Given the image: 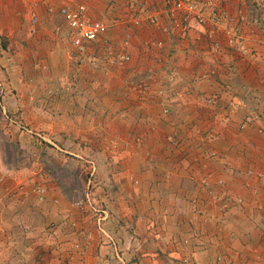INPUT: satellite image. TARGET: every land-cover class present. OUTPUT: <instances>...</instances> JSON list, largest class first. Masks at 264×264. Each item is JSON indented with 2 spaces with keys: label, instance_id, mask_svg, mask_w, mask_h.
Masks as SVG:
<instances>
[{
  "label": "rangeland",
  "instance_id": "374dc122",
  "mask_svg": "<svg viewBox=\"0 0 264 264\" xmlns=\"http://www.w3.org/2000/svg\"><path fill=\"white\" fill-rule=\"evenodd\" d=\"M52 1L61 20L71 3ZM83 1L108 26L97 43L73 47L62 23L52 65L43 53L0 71V193L48 196L40 263L264 264V0H166L159 15L148 2L159 27L136 24L139 2ZM177 3L222 11L220 29L175 23ZM19 37L0 52L36 47ZM188 45L184 79L190 55L174 50ZM240 237L257 241L224 248Z\"/></svg>",
  "mask_w": 264,
  "mask_h": 264
},
{
  "label": "crops",
  "instance_id": "0c3cea01",
  "mask_svg": "<svg viewBox=\"0 0 264 264\" xmlns=\"http://www.w3.org/2000/svg\"><path fill=\"white\" fill-rule=\"evenodd\" d=\"M58 1L61 0H53L52 3L55 4ZM80 1L83 0H65V3L73 4ZM231 7L237 8L238 3L236 4V2L233 1ZM30 9L33 11V13L38 15L39 20L37 19V24L34 23V29L32 28L29 31L27 26L29 24L28 12ZM44 12H46V16L41 15ZM254 15L255 14L251 15L252 18ZM61 20L55 12L49 11L48 13V0H0V36H3V38H8L11 33H16L20 37H28L27 39H38V41H33L34 44H36V47H34L32 44L33 47L25 46L24 48L21 47V49L16 44L12 53L4 54V52H0V71L5 70L7 73H10V70L21 68L25 62V58L31 59L32 57H37L38 55L40 56L43 53L48 54V62L50 64L54 62L56 60V47L60 46L61 44V41L57 39V36L60 34L61 38L63 35L62 23H64V21L63 19ZM59 23L61 25H59ZM242 26L244 27V25ZM59 30H62L61 33H58ZM145 32L146 30L141 31L143 36ZM202 37V39H205L204 36ZM45 38H48V41ZM182 48V50L178 49L179 52L174 50V52L176 51L175 55L177 56L181 53H188V55L191 57L189 56L182 62H176L175 66L177 64L182 66L181 70L183 72L182 74L184 79H189L192 75V71L189 70L191 68V64L188 62L191 60V58L194 59V61L196 58L193 55L194 52L192 53L189 45L188 47ZM18 50L21 51L19 52ZM183 57L185 56L183 55ZM8 93L10 92H6V99L10 101L13 97L10 98L7 95ZM246 130L249 131L250 128ZM241 133L245 134L247 132L242 131ZM253 144L254 143H249V145ZM23 195V197H21L19 194L13 196L12 194L6 195V191L3 189L0 193V263L8 262L9 260L10 262L16 261L18 264H22V262L24 263L26 261H28L30 264H41V255H38V251H36L38 244L37 234H40L41 231H47L48 233V224H51L50 220L48 219V202H45V200H48V196L45 197L44 202L38 203V201L35 199V197H37L36 194L28 191ZM184 204V201H180L179 205L181 208H183L180 210V212H183L185 208ZM62 212L64 211L62 210ZM54 214L58 215V212L56 211ZM61 225L59 226L58 224H55V226H58L59 228L62 227ZM256 241L257 240L246 241L241 237L235 239L226 238V240H224V248L226 250H230L229 247L235 246L238 252L244 251L247 248L246 245L250 244V242L255 244ZM46 243L48 244V240ZM46 243L45 245H47ZM1 246L3 247V250H1ZM22 249H25V251L22 252ZM110 249L111 248H109L106 243H102L99 246L98 251L102 250L103 252H111ZM228 253H231V251ZM240 256L241 258H239V260L244 261V257L242 255ZM231 258L234 259L235 254ZM38 259L39 261L37 262L36 260ZM198 260L206 261L205 255L200 254ZM208 261L211 262V259Z\"/></svg>",
  "mask_w": 264,
  "mask_h": 264
},
{
  "label": "built area",
  "instance_id": "2783aa9c",
  "mask_svg": "<svg viewBox=\"0 0 264 264\" xmlns=\"http://www.w3.org/2000/svg\"><path fill=\"white\" fill-rule=\"evenodd\" d=\"M151 1H157L156 6H159L157 8V15H159L158 13L160 12H164L166 14L163 9V6L166 4V0H133L135 4L139 2V6L141 7V18L138 17L140 20H137L136 24H139V21H141V24L146 22L148 25L157 22V27H159L157 17L147 14L146 12L145 7L148 6L147 3ZM180 12H183L184 14L181 18L179 17ZM57 13L65 23L72 46L79 50H85L88 45L97 43V41H99L108 30L107 24L92 18L93 16L90 15L89 7L85 1H80L77 4L73 3L71 5H63L57 9ZM220 13H222V11L216 10L211 6L193 4L190 7H186L183 4L177 3L175 7H173V11H169L168 17L173 19L175 23L176 21L185 18H190V20L195 19L196 23H198L200 27H204L209 23L213 24L214 28H208L203 34L204 37L210 38L216 34L221 27L219 21V18L221 19L219 16ZM29 17L32 24L37 22L38 16L35 13H30ZM227 34L228 32H225L226 36Z\"/></svg>",
  "mask_w": 264,
  "mask_h": 264
}]
</instances>
